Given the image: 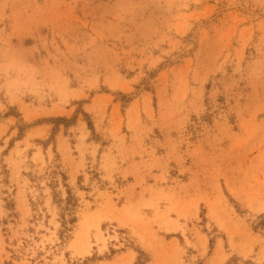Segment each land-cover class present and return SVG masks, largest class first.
Instances as JSON below:
<instances>
[{
    "label": "rangeland",
    "instance_id": "rangeland-1",
    "mask_svg": "<svg viewBox=\"0 0 264 264\" xmlns=\"http://www.w3.org/2000/svg\"><path fill=\"white\" fill-rule=\"evenodd\" d=\"M0 264H264V0H0Z\"/></svg>",
    "mask_w": 264,
    "mask_h": 264
}]
</instances>
